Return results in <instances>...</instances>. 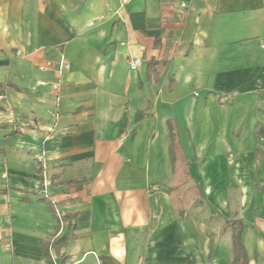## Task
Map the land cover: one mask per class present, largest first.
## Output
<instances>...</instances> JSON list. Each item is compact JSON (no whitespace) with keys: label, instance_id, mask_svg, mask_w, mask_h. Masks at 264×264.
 Wrapping results in <instances>:
<instances>
[{"label":"crops","instance_id":"obj_1","mask_svg":"<svg viewBox=\"0 0 264 264\" xmlns=\"http://www.w3.org/2000/svg\"><path fill=\"white\" fill-rule=\"evenodd\" d=\"M0 83V264H264V0H0Z\"/></svg>","mask_w":264,"mask_h":264},{"label":"trees","instance_id":"obj_2","mask_svg":"<svg viewBox=\"0 0 264 264\" xmlns=\"http://www.w3.org/2000/svg\"><path fill=\"white\" fill-rule=\"evenodd\" d=\"M159 65H160L159 68H162L163 63L159 61H154V60L149 62L150 68L157 67ZM4 85L5 84L0 83V87H3ZM177 143L178 142H176L175 139L172 142L171 152H172L174 159L176 158ZM57 217L59 221V229L57 233L54 234L52 238L49 239L48 241L49 246H52L53 249H58L59 247L64 245L66 242H68L69 239L74 237V234L71 233L70 231L71 224H69L67 230L61 231L62 226L65 225V219L60 217L58 214H57ZM232 227H233V251H234L233 264H249V255H248L246 247L243 244L242 236H241L242 235V224L240 221L237 220L232 223ZM49 264H53V261L50 258H49Z\"/></svg>","mask_w":264,"mask_h":264},{"label":"built area","instance_id":"obj_3","mask_svg":"<svg viewBox=\"0 0 264 264\" xmlns=\"http://www.w3.org/2000/svg\"><path fill=\"white\" fill-rule=\"evenodd\" d=\"M182 5L184 6L185 3H182ZM141 62H142L141 58H135L130 62V66L132 69H137L141 65ZM62 66L63 67H69V63L67 61L63 60ZM38 159L41 161L43 158H42V156L38 155Z\"/></svg>","mask_w":264,"mask_h":264},{"label":"rangeland","instance_id":"obj_4","mask_svg":"<svg viewBox=\"0 0 264 264\" xmlns=\"http://www.w3.org/2000/svg\"><path fill=\"white\" fill-rule=\"evenodd\" d=\"M260 140L262 141V140H264V138H260Z\"/></svg>","mask_w":264,"mask_h":264}]
</instances>
